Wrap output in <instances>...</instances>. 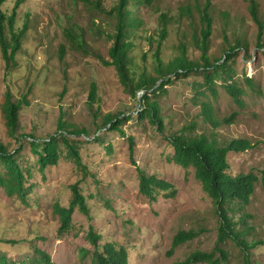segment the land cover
Returning a JSON list of instances; mask_svg holds the SVG:
<instances>
[{
  "label": "rangeland",
  "instance_id": "374dc122",
  "mask_svg": "<svg viewBox=\"0 0 264 264\" xmlns=\"http://www.w3.org/2000/svg\"><path fill=\"white\" fill-rule=\"evenodd\" d=\"M15 1L7 0L4 4L8 13ZM117 1L23 0L19 24L27 23L28 28L15 68L6 69L0 49V140L4 143H11L1 111L7 88L16 99L26 97L20 115L22 133L41 139L58 132L62 117L77 127H88L95 134L97 127L88 104L94 82L98 83L100 98L96 107L103 114H132L123 124L126 135L107 132L98 142L80 144L87 173L68 156L66 149L57 166L41 170L37 156L29 145L26 147L22 161L32 174L30 183L34 184L29 205L8 197L0 187V239L17 242L0 244V255L9 261L31 264L39 249L47 252L55 264H93L96 248L88 238L91 225L102 236L101 245L113 242L127 248L129 264H174L195 250L211 251L216 246L220 218L194 168L185 169L171 160L174 148L164 134L149 117L142 120L136 115L144 108L141 105L144 92L135 98L122 83L118 70L102 62L101 56L109 57V33L116 30L117 16L113 9ZM206 1L154 0L143 6L141 31L146 39L137 41L140 51L134 55L142 58V54L149 52L153 70V55L159 47L160 32L167 24L170 36L162 46L165 61L176 55L184 40L189 44L191 58L201 59L202 49L197 46L194 33L205 28L198 2L203 5ZM258 2L264 19V0ZM188 7L193 8L192 12L182 13ZM210 13L214 18L209 50L213 60L226 55L227 34L231 39L235 33L245 34L251 43L247 50L237 51L232 63L234 77L230 79L244 91L241 98L244 105L235 103L221 79H217L214 104L220 119L237 113L235 124L218 132L226 140L247 139L254 145L245 153L229 155L233 174L254 172L260 178L251 203L243 211L230 212L252 245L264 241V52L256 46L260 29L253 19L250 0H213ZM247 78L252 79L253 85ZM204 82L202 72L174 75L165 89L151 93L162 108L165 135L180 130L193 119L198 121L196 132L208 133L212 129L199 115L200 100H195L198 89L205 88L200 87ZM130 135L135 141L133 151ZM109 144L112 151L107 148ZM17 146L13 141L11 148ZM139 168L172 182L176 195L168 197L166 191H161L152 200L142 194ZM77 181L88 197L93 220L76 211L71 230L60 235L54 205H69L70 186ZM243 217L245 223H240ZM181 230H194L199 236L169 256L173 238ZM223 247L229 253L225 264H246L245 252L231 240ZM250 253L253 264H264V245L251 248Z\"/></svg>",
  "mask_w": 264,
  "mask_h": 264
},
{
  "label": "trees",
  "instance_id": "16d2710c",
  "mask_svg": "<svg viewBox=\"0 0 264 264\" xmlns=\"http://www.w3.org/2000/svg\"><path fill=\"white\" fill-rule=\"evenodd\" d=\"M153 1H117L113 9L117 16L116 30L109 33V41L111 42L109 57L101 56V59L105 65L115 67L118 70L122 83L135 98H139V95L144 92L141 103L144 108L140 109L136 115L142 120L149 117L151 122L157 125L158 131L164 134L174 148L171 160L185 169L194 168L196 178L201 182L205 193L212 199L220 218V231L215 248L211 251L195 250L185 260L177 261L174 264H225L229 259V253L223 245L229 240L243 249L246 264H253L250 258V250L258 245H264V241L249 244L246 240L247 233L238 229V222L234 220L230 212L236 214L243 211L251 203L260 178L254 172L233 174L229 155L231 153H245L253 149L254 145L247 139L226 140L218 132V129L224 126L235 124L237 113L220 119L214 104L218 95L217 79H221L222 85L235 103L239 106L244 105L241 99L244 91L232 83L230 79L234 77L235 68L232 63L237 51L239 49L247 50L251 43L245 34L235 33L232 39L227 34L226 40L229 47L226 49V55L213 60L209 53L211 38L214 34V18L210 13L213 0H207L203 5L202 2H198V8L203 14L205 28L195 31L194 40L197 46L202 49V58L192 59L188 49L189 44L184 40L178 47L179 51L175 52L176 55L169 62L165 61L162 46L170 36V29L167 24H164L158 39L159 47L153 55L154 69L151 70L149 52L142 54V58L136 57L134 53L140 51V43L137 41L146 39L145 33L141 31L144 24L141 9L149 3L152 4ZM250 1L253 19L260 29L256 46L264 52V19L260 14V4L258 0ZM6 2L7 0H0V49L6 69H13L17 66V57L22 49L28 25L27 23L19 24V8L23 0H16L9 13L4 9ZM192 10V7L184 8L182 13L192 12ZM163 16L171 19L166 13H163ZM80 45L83 44L80 42ZM195 71L202 72L205 77V82L200 84V87L205 88L198 89L195 96V100L201 102L199 115L203 121L211 125L212 129L208 133L206 131L196 132L198 121L193 119L180 130L165 135L166 127L165 118L161 114L162 108L159 101L153 98L151 93H159L165 89V86L173 80L174 75H189ZM246 80L253 85L251 78ZM200 95L209 97V99H199ZM88 98V104L94 117L93 121L97 127L94 135L88 127H77L70 119L62 117L58 132L48 139H41L34 134L22 133L20 115L23 106L27 103L26 97L16 99L13 92L9 88L6 89L1 111L5 118V126L11 143H4L0 140V187L5 190L8 197L19 200L24 205H29L34 184L30 183L29 177L32 174L22 161V153L28 145L37 156V163L41 170L57 166L64 157V150L66 149L68 156L87 173L88 170L83 164L79 148L82 142H98L105 133L113 131L126 135L123 124L130 119L132 114L126 115L124 112L103 114L102 109L96 107L100 101L97 82L92 84ZM102 114L104 115L103 121H100ZM128 139L133 151L134 137L130 135ZM13 141L18 143L14 149L11 148ZM107 148L112 151L111 144ZM139 178L141 193L152 200H156L161 191H166L168 197L176 195V188L172 182L148 174L142 168H139ZM80 184L77 181L70 186L72 198L68 206L60 203L54 205L53 212L60 222L58 228L60 235L71 230L76 211L86 215L89 220H93L88 197ZM244 217L239 220L240 223H245ZM198 236L199 233L194 230L179 231L173 238L172 247L168 252L169 256H172L179 246ZM88 238L96 248L93 264H129L127 248L113 242L101 245L102 236L96 232L94 225L90 226ZM2 243L16 244L17 242H5L0 239V244ZM35 252L38 257L31 264H55L47 252L39 249ZM0 264L21 263L9 261L6 256L0 255Z\"/></svg>",
  "mask_w": 264,
  "mask_h": 264
}]
</instances>
